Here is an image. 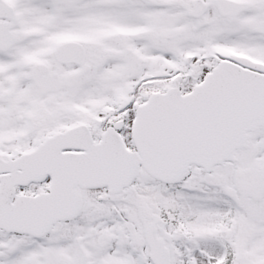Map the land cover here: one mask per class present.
<instances>
[{"label": "snow or ice", "instance_id": "6c2138e0", "mask_svg": "<svg viewBox=\"0 0 264 264\" xmlns=\"http://www.w3.org/2000/svg\"><path fill=\"white\" fill-rule=\"evenodd\" d=\"M0 264H264V0H0Z\"/></svg>", "mask_w": 264, "mask_h": 264}]
</instances>
